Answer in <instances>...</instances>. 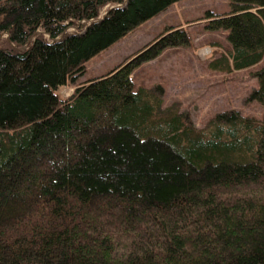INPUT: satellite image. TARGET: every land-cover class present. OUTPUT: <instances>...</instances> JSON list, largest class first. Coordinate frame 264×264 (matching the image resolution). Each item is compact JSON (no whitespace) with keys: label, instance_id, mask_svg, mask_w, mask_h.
Returning a JSON list of instances; mask_svg holds the SVG:
<instances>
[{"label":"trees","instance_id":"16d2710c","mask_svg":"<svg viewBox=\"0 0 264 264\" xmlns=\"http://www.w3.org/2000/svg\"><path fill=\"white\" fill-rule=\"evenodd\" d=\"M177 1L0 0V264H264V113L196 126L134 81L189 43L186 28L81 80L85 61ZM208 15L229 42L208 38L211 68L264 59V0ZM253 75L264 107V64Z\"/></svg>","mask_w":264,"mask_h":264},{"label":"rangeland","instance_id":"374dc122","mask_svg":"<svg viewBox=\"0 0 264 264\" xmlns=\"http://www.w3.org/2000/svg\"><path fill=\"white\" fill-rule=\"evenodd\" d=\"M108 7L103 9V14ZM229 9L230 0H179L154 18L138 25L108 49L85 61L86 71L81 80L106 73L128 55L151 42L160 32L179 25L186 28L189 43L165 47L154 59L143 62L134 74L136 85L160 86L164 102H179L181 108L189 112L196 126H202L216 112L232 109L246 116L261 118L263 105L249 95L258 86L253 72L264 64V59L248 68L232 71L209 66L214 52L205 44L208 38L215 36L221 48L229 42L227 30L213 32L206 27L211 16L208 12H225ZM72 92L73 88H62L60 94L66 98Z\"/></svg>","mask_w":264,"mask_h":264},{"label":"bare ground","instance_id":"6f19581e","mask_svg":"<svg viewBox=\"0 0 264 264\" xmlns=\"http://www.w3.org/2000/svg\"><path fill=\"white\" fill-rule=\"evenodd\" d=\"M255 89V88H254ZM251 93V92H250ZM250 96V95H249Z\"/></svg>","mask_w":264,"mask_h":264}]
</instances>
